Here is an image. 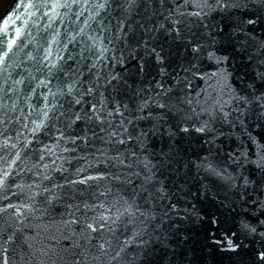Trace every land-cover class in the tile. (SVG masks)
Segmentation results:
<instances>
[{
	"label": "snow or ice",
	"instance_id": "snow-or-ice-1",
	"mask_svg": "<svg viewBox=\"0 0 264 264\" xmlns=\"http://www.w3.org/2000/svg\"><path fill=\"white\" fill-rule=\"evenodd\" d=\"M50 6L89 17L19 62L15 39L0 51V264H192L189 224L218 225L227 264H264V0Z\"/></svg>",
	"mask_w": 264,
	"mask_h": 264
},
{
	"label": "water",
	"instance_id": "water-1",
	"mask_svg": "<svg viewBox=\"0 0 264 264\" xmlns=\"http://www.w3.org/2000/svg\"><path fill=\"white\" fill-rule=\"evenodd\" d=\"M53 2L54 0H12L10 5L0 15V20L4 18L10 19L6 36L3 34L2 29H0V51L6 48L7 40H16V45L13 46L7 61L9 65L13 62L23 60L25 54L28 52H32L35 55V50L38 47H47L48 44L51 43L54 35L57 36L58 40L67 42L66 37L68 34L74 29L83 26V21L89 17V12L80 7H73L71 10L57 8L53 11L50 6ZM29 4H31L32 7H29ZM82 11L84 15L77 19V15ZM135 19H140V17H136ZM92 27H95L94 23ZM17 29L20 30V35L18 37L16 36ZM78 39H80V37H78ZM53 47H55V45H53ZM69 47L71 48L72 46L70 45ZM242 65L243 61L237 56L234 62L236 70L235 75L243 74ZM9 71H11L10 68ZM17 71H20V69ZM233 82L234 84H238L236 80ZM193 86L197 91H199L200 88H207L209 97L215 95L212 88L207 87V84L204 82L199 80L194 81ZM7 102L9 105L12 103L11 100ZM18 105L21 108H25L26 111L23 100H20ZM17 115H19V112ZM13 127H15V125ZM10 134L14 133H11L10 130ZM0 155H4V153H0ZM65 155L68 154L65 153ZM80 163H82V161ZM80 163L76 160H72L70 165L66 164L65 167H79ZM17 167H19V165ZM30 175L29 173H21L19 177L14 176V179L29 180ZM220 199L224 200L226 197L221 194ZM207 203L209 204L210 210L214 211L219 218V228L221 230L225 228L235 229L241 215L239 210L233 211L227 204L221 205L219 201L211 202L210 197ZM188 226L191 230V238L185 241L181 247L186 250L187 256L192 260V264H227V256L211 248L205 239L206 235L217 232L218 225L189 224ZM47 235L49 237L52 235L56 236V240L52 241L53 247L59 248L66 243V241L61 238L56 228H52ZM217 235H219V232H217ZM44 242L47 243L46 240ZM10 264H12V261H10Z\"/></svg>",
	"mask_w": 264,
	"mask_h": 264
},
{
	"label": "trees",
	"instance_id": "trees-1",
	"mask_svg": "<svg viewBox=\"0 0 264 264\" xmlns=\"http://www.w3.org/2000/svg\"><path fill=\"white\" fill-rule=\"evenodd\" d=\"M12 0H2V2L0 1V6L3 9H0V15L3 13V11L6 9V7L10 4Z\"/></svg>",
	"mask_w": 264,
	"mask_h": 264
},
{
	"label": "rangeland",
	"instance_id": "rangeland-1",
	"mask_svg": "<svg viewBox=\"0 0 264 264\" xmlns=\"http://www.w3.org/2000/svg\"><path fill=\"white\" fill-rule=\"evenodd\" d=\"M0 1L2 2V0H0ZM10 3H11V2H10ZM9 5H10V4H9ZM9 5H8V6H9ZM8 6H7V7H8ZM7 7H6V8H7ZM0 9H3V8H1V6H0ZM3 12H4V11H3Z\"/></svg>",
	"mask_w": 264,
	"mask_h": 264
}]
</instances>
